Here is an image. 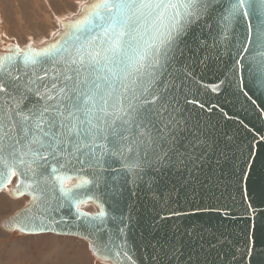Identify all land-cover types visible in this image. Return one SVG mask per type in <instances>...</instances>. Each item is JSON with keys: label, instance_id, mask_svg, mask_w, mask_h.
<instances>
[{"label": "water", "instance_id": "water-1", "mask_svg": "<svg viewBox=\"0 0 264 264\" xmlns=\"http://www.w3.org/2000/svg\"><path fill=\"white\" fill-rule=\"evenodd\" d=\"M94 2L59 18L42 42L21 47L7 37L0 57L51 48ZM220 12L227 15L218 8L190 29L170 69L181 89L172 113L178 123L162 130L160 147L152 145L159 157L149 148L151 163L142 160L131 170L129 161L111 155L103 156L102 169L56 165V173L41 169L47 180L38 174L41 183L31 188L17 169L0 181V192L28 201L1 229L79 238L100 264H264V44L258 37L264 17L229 23ZM16 67L43 74L20 61ZM163 118L170 123L168 113ZM64 175L63 182L56 179ZM81 178L92 183L74 189L77 202L64 200L60 188ZM105 245L121 255H105Z\"/></svg>", "mask_w": 264, "mask_h": 264}, {"label": "snow or ice", "instance_id": "snow-or-ice-1", "mask_svg": "<svg viewBox=\"0 0 264 264\" xmlns=\"http://www.w3.org/2000/svg\"><path fill=\"white\" fill-rule=\"evenodd\" d=\"M218 8L229 23L264 17V0H95L51 48L0 57V181L19 169L31 188L41 183L38 174L47 180L41 169L75 170L73 161L79 171L102 169L103 156H119L131 170L142 160L151 163L149 148L159 157L162 130L178 123L172 113L181 89L169 79L170 69L190 29ZM258 37L264 44V19ZM18 61L43 74L21 73ZM90 183L81 178L72 188L62 186L61 195L77 202L74 189ZM103 251L121 255L107 245Z\"/></svg>", "mask_w": 264, "mask_h": 264}, {"label": "rangeland", "instance_id": "rangeland-1", "mask_svg": "<svg viewBox=\"0 0 264 264\" xmlns=\"http://www.w3.org/2000/svg\"><path fill=\"white\" fill-rule=\"evenodd\" d=\"M83 2L0 0V51L10 43L7 37L17 41L21 47L30 42L44 41L57 29L58 19L75 13L78 4ZM5 193L0 192V222L28 201L27 198L15 199ZM0 264L100 263L90 252L88 244L79 238L53 234L26 236L7 233L0 228Z\"/></svg>", "mask_w": 264, "mask_h": 264}, {"label": "bare ground", "instance_id": "bare-ground-1", "mask_svg": "<svg viewBox=\"0 0 264 264\" xmlns=\"http://www.w3.org/2000/svg\"><path fill=\"white\" fill-rule=\"evenodd\" d=\"M84 1H85V0H84ZM69 9H70V7H69ZM76 11H77V10H76ZM69 15H70V14H69ZM64 17H65V16H64ZM53 32H54V31H53ZM50 33H51V32H50ZM45 39H47V38H45ZM45 39H44V40H45ZM24 45H25V44H23V46H24ZM1 51H2V50H1ZM2 52H3V51H2ZM1 192H5V191H1ZM6 193L9 195L8 192H6ZM6 193H5V194H6ZM1 194H2V193H1ZM9 196H10V195H9ZM10 197H11V196H10ZM15 199H16V198H15ZM19 199H23V198H19ZM22 203H23V202H22ZM25 204H26V203H25ZM24 206H25V205H24ZM24 206H23V207H24ZM23 207H22V208H23ZM22 208H21V209H22ZM19 210H20V209H19ZM19 210H17V211H19ZM17 211H16V212H17ZM16 212H14L13 214H15ZM13 214H12V215H13ZM10 216H11V215H10ZM8 217H9V216H8ZM6 218H7V217H6ZM4 219H5V218H4ZM4 219H3V220H4ZM3 220H2V221H3ZM2 221H1V222H2ZM1 222H0V228H1ZM4 232H5V231H4ZM7 233H8V232H7ZM88 248H89V247H88Z\"/></svg>", "mask_w": 264, "mask_h": 264}]
</instances>
